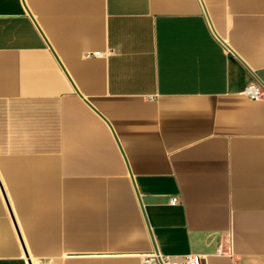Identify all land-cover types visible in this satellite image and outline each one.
Returning a JSON list of instances; mask_svg holds the SVG:
<instances>
[{"label": "crops", "instance_id": "1", "mask_svg": "<svg viewBox=\"0 0 264 264\" xmlns=\"http://www.w3.org/2000/svg\"><path fill=\"white\" fill-rule=\"evenodd\" d=\"M250 87L264 0H0V264H264Z\"/></svg>", "mask_w": 264, "mask_h": 264}, {"label": "built area", "instance_id": "2", "mask_svg": "<svg viewBox=\"0 0 264 264\" xmlns=\"http://www.w3.org/2000/svg\"><path fill=\"white\" fill-rule=\"evenodd\" d=\"M245 94L253 100H258L264 97V93L256 87H250L246 90ZM178 203V198H172L171 204L176 205ZM219 253H223L220 248ZM144 264H203L204 259L200 255L190 254L185 256L181 261H173L170 257H162L159 254L152 253L143 258Z\"/></svg>", "mask_w": 264, "mask_h": 264}, {"label": "water", "instance_id": "3", "mask_svg": "<svg viewBox=\"0 0 264 264\" xmlns=\"http://www.w3.org/2000/svg\"><path fill=\"white\" fill-rule=\"evenodd\" d=\"M152 240H153V243H154L155 253H156V254H159L158 249H157V247H156V244H155V242H154L153 235H152ZM28 263L31 264L30 260H28Z\"/></svg>", "mask_w": 264, "mask_h": 264}]
</instances>
